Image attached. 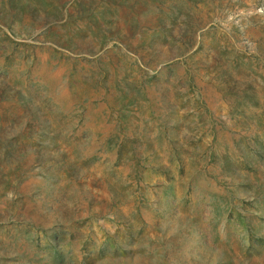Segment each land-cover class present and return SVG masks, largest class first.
Instances as JSON below:
<instances>
[{"label": "rangeland", "instance_id": "1", "mask_svg": "<svg viewBox=\"0 0 264 264\" xmlns=\"http://www.w3.org/2000/svg\"><path fill=\"white\" fill-rule=\"evenodd\" d=\"M0 264H264V0H0Z\"/></svg>", "mask_w": 264, "mask_h": 264}]
</instances>
